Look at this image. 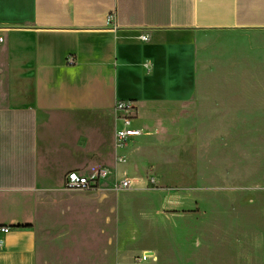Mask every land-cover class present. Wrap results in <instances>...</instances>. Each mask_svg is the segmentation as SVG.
<instances>
[{
  "label": "crops",
  "instance_id": "1",
  "mask_svg": "<svg viewBox=\"0 0 264 264\" xmlns=\"http://www.w3.org/2000/svg\"><path fill=\"white\" fill-rule=\"evenodd\" d=\"M0 37V264H76L92 252L83 216L41 201L72 169L118 176V102L144 130L126 158L168 106L187 109V160L241 115L264 114V0H0Z\"/></svg>",
  "mask_w": 264,
  "mask_h": 264
},
{
  "label": "rangeland",
  "instance_id": "2",
  "mask_svg": "<svg viewBox=\"0 0 264 264\" xmlns=\"http://www.w3.org/2000/svg\"><path fill=\"white\" fill-rule=\"evenodd\" d=\"M159 117L162 124L138 143L132 141L125 164L116 166L118 176L123 168L130 179L129 188H61L43 197L42 210L83 216L82 234L88 240L93 235L92 252L84 249L73 261L264 264V187L238 186L222 176L226 168L228 175L239 170L254 180L264 178V114L241 115L237 129L217 138L208 152L194 147L190 160L187 109L168 106ZM177 118L183 119L178 146ZM47 228H39L40 236Z\"/></svg>",
  "mask_w": 264,
  "mask_h": 264
},
{
  "label": "built area",
  "instance_id": "3",
  "mask_svg": "<svg viewBox=\"0 0 264 264\" xmlns=\"http://www.w3.org/2000/svg\"><path fill=\"white\" fill-rule=\"evenodd\" d=\"M108 16V21H109ZM142 40L147 37L142 35ZM0 41L2 38L0 37ZM72 59H69L71 61ZM135 107L133 105L118 102L115 105V110L118 112L117 118L120 122L115 130V154L116 163H124L126 160L125 154L122 152L132 138L143 134L144 130L141 126L133 124L135 119ZM131 186L130 179L126 177H118L114 170L109 167H97L90 170H69L63 178V188L65 190H81L95 191L104 189H123ZM1 230L7 231L8 227H0ZM2 242L0 241V247Z\"/></svg>",
  "mask_w": 264,
  "mask_h": 264
}]
</instances>
